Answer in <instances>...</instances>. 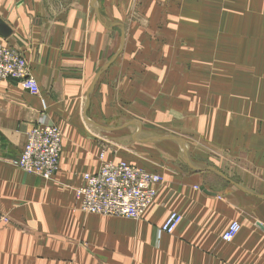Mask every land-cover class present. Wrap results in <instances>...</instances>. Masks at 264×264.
<instances>
[{"label":"crops","instance_id":"obj_1","mask_svg":"<svg viewBox=\"0 0 264 264\" xmlns=\"http://www.w3.org/2000/svg\"><path fill=\"white\" fill-rule=\"evenodd\" d=\"M0 20L39 88L0 81V264H264V0H0ZM39 124L51 180L12 165ZM101 154L162 176L140 219L80 208Z\"/></svg>","mask_w":264,"mask_h":264},{"label":"built area","instance_id":"obj_2","mask_svg":"<svg viewBox=\"0 0 264 264\" xmlns=\"http://www.w3.org/2000/svg\"><path fill=\"white\" fill-rule=\"evenodd\" d=\"M14 80L29 93L39 94L22 54L0 42V81ZM61 153V133L55 126L39 124L26 135L20 156L12 165L23 173L51 180L58 171ZM101 154L99 170L83 176L84 185L75 191L80 208L88 213L106 217L138 220L157 194L162 176L149 173L125 162L105 161ZM181 221L178 213H170L159 231L172 234ZM240 230L232 222L222 239L230 242Z\"/></svg>","mask_w":264,"mask_h":264},{"label":"water","instance_id":"obj_3","mask_svg":"<svg viewBox=\"0 0 264 264\" xmlns=\"http://www.w3.org/2000/svg\"><path fill=\"white\" fill-rule=\"evenodd\" d=\"M96 0H93V3L95 4ZM94 9L97 10L96 6H94ZM11 30L0 20V38L6 39L10 36ZM182 145V141L177 140ZM259 228L262 230L264 229L262 226L258 225Z\"/></svg>","mask_w":264,"mask_h":264},{"label":"bare ground","instance_id":"obj_4","mask_svg":"<svg viewBox=\"0 0 264 264\" xmlns=\"http://www.w3.org/2000/svg\"><path fill=\"white\" fill-rule=\"evenodd\" d=\"M26 62V61H25ZM27 65V64H26ZM28 68V67H27ZM32 76V75H31Z\"/></svg>","mask_w":264,"mask_h":264}]
</instances>
